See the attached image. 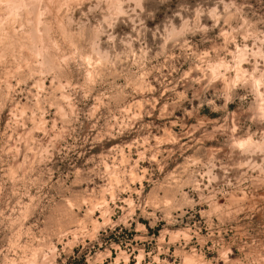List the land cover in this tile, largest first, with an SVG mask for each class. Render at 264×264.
I'll list each match as a JSON object with an SVG mask.
<instances>
[{
	"label": "clouds",
	"instance_id": "obj_1",
	"mask_svg": "<svg viewBox=\"0 0 264 264\" xmlns=\"http://www.w3.org/2000/svg\"><path fill=\"white\" fill-rule=\"evenodd\" d=\"M0 264H264V0H0Z\"/></svg>",
	"mask_w": 264,
	"mask_h": 264
}]
</instances>
